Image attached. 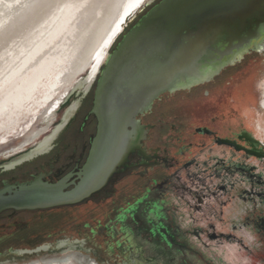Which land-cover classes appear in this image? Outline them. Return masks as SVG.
<instances>
[{"label": "rangeland", "instance_id": "obj_1", "mask_svg": "<svg viewBox=\"0 0 264 264\" xmlns=\"http://www.w3.org/2000/svg\"><path fill=\"white\" fill-rule=\"evenodd\" d=\"M159 1L154 0L150 5L144 3L126 20L109 52ZM89 73L90 70H86L80 74L69 90L63 91L61 105L47 120L39 121L32 116L5 140L0 141V166L21 158L47 140L56 146H68L59 165L73 155V146L79 148L75 159L80 157L82 149L87 148L90 136L95 133L96 124L93 117L85 122L96 87V80L90 89L82 84ZM262 82L264 51L251 50L244 53L235 66L225 68L213 82L189 92L165 95L142 120L145 124L155 125L148 146L160 149V156H165V149L174 156L181 148H186L183 156H176L179 160L177 165L156 169L152 174L154 177H170L160 189L161 205L166 206L165 215L171 222V228L175 229L179 240L187 244L186 253L190 258L188 264H264V185L258 182L264 178V165L256 157H245L244 152L229 158L224 147H218L213 140L201 136L196 130L207 127L221 137H228L248 129L254 131L257 137L264 138V133L256 129L258 124L264 127V110L260 108L258 99L253 97L247 100L244 96L257 94L259 86L256 83ZM224 95L225 99L220 98ZM218 98L221 99L219 102ZM69 117L71 120L68 122ZM173 124L176 128H172ZM45 126L48 128L35 141L25 148L17 149L30 128ZM63 126L65 128L61 130ZM7 173L9 171L3 172ZM131 183V179L125 180L120 188L127 191ZM195 185H201L198 186L201 193L209 194L205 211L200 214L181 197ZM222 186L227 188L225 194L220 192ZM88 220L86 215L80 217V221ZM102 220L104 222L107 219L104 217ZM69 234L74 242L60 248L50 247L39 252L38 257H27L26 260L43 258L41 261H29L28 264H81L82 261L78 260L80 257L88 260L94 258L99 264H132L130 256L118 245L117 238L107 243L104 241L106 238L88 239L74 230L69 231ZM149 242L143 241L145 254L153 257L152 261L156 259L153 264H184L177 249L171 251L176 258L170 262L168 256H159V251H149ZM153 242L158 244L156 240ZM28 248L33 249L35 246Z\"/></svg>", "mask_w": 264, "mask_h": 264}, {"label": "water", "instance_id": "obj_2", "mask_svg": "<svg viewBox=\"0 0 264 264\" xmlns=\"http://www.w3.org/2000/svg\"><path fill=\"white\" fill-rule=\"evenodd\" d=\"M153 2H137L117 33L144 3ZM262 40L264 0H161L153 5L97 70L94 64L91 82L98 78L90 113L97 118V132L79 183L66 191V180L9 186L0 192V211L83 203L109 182L129 150L141 145L145 127L138 116L156 99L212 80L244 53L262 50Z\"/></svg>", "mask_w": 264, "mask_h": 264}, {"label": "flooded vegetation", "instance_id": "obj_3", "mask_svg": "<svg viewBox=\"0 0 264 264\" xmlns=\"http://www.w3.org/2000/svg\"><path fill=\"white\" fill-rule=\"evenodd\" d=\"M262 41L261 43L264 45V40ZM259 51H264V48ZM231 66H235V64L228 65L225 68ZM218 75L210 81L192 87L190 90H179L174 93L163 94L154 101L149 111L139 115L138 118L145 127L142 133L141 145L130 149L127 159L116 168V172H114L109 182L93 192L91 197L87 198L83 203L52 209L32 208L16 210L8 208L1 210V264H28L29 261H41L43 258H40V260H38L39 258L26 260V258L38 257L39 252L48 250L50 247L60 248L71 244V242L75 241L72 235H68L71 230L77 231L88 239L106 238L104 241L107 243L113 238H117L118 245L130 256L132 264H153L156 261V259L152 261L153 257L145 254L143 241H150L147 246L149 251H159V256H168L170 262H173L176 258L171 251L177 249L182 256L184 264L185 262L188 264L190 258L186 253L188 252L187 244L179 240L175 229L171 228V222L165 215V204L161 205L160 189L170 177L168 175L165 177H154L152 174L156 169H168L177 165L179 160L176 156H183L186 148H181L174 156L170 155V152L165 149L163 151L165 156H160V149L148 146V142L151 140V131L155 128V125L145 124L142 120L153 111L154 105L161 101L165 95L174 96L180 91H192L213 82ZM256 84L259 86L257 94L251 93L244 96L247 100H251L253 97L258 99L260 108L264 110V82ZM225 97L226 95L220 98L225 99ZM217 100L219 102L221 99L218 98ZM90 111L89 115L85 117V119L87 118L85 122L87 123L90 117L94 118L96 121L95 133L90 136L87 148L82 149L83 151L80 153L79 158L75 159L79 148L73 146V155L69 157L67 162L64 161L59 165L58 163L66 155L65 151H67L68 146H56L55 143L47 140L21 158L15 159L5 166H0V192L12 185L30 183L37 180L50 184L66 180L67 188H65V191L74 187L72 183H79L78 173L90 154L92 141L97 132V118ZM70 120L71 118L69 117L68 122ZM172 128H176V126L173 124ZM256 129L262 134L264 133V127L261 124H258ZM196 130L201 136H207L213 140L218 147H224L228 151L229 158L235 157L238 152H244L245 157H256L264 165V138L257 137L254 131L243 129L231 136L221 137L216 131L207 127H199ZM73 160L74 163L72 164ZM24 163L27 164L20 166V168L17 167ZM7 171L9 173L3 174V172ZM128 179H131L132 183L127 188V191H123L120 185ZM258 182L261 186L262 184L264 185V178H260ZM200 183L202 184L203 182ZM198 186L195 185L187 189V192L182 194L181 197L200 214L205 211L206 199L209 194L201 193ZM219 189L222 194L227 192L226 186H222ZM10 194V191L4 192L5 197H9ZM101 214L103 215L102 217H96V215ZM83 215L89 217L90 221H80V217ZM104 217L107 220L103 222L102 219ZM152 239L153 241L156 240L158 244L153 242ZM29 246H35V248L29 249ZM62 256L56 257L61 258ZM87 257L91 258V256ZM17 259H25V261L17 262L19 261Z\"/></svg>", "mask_w": 264, "mask_h": 264}, {"label": "bare ground", "instance_id": "obj_4", "mask_svg": "<svg viewBox=\"0 0 264 264\" xmlns=\"http://www.w3.org/2000/svg\"><path fill=\"white\" fill-rule=\"evenodd\" d=\"M139 1L0 0V141L32 116H52L63 91L86 70L93 72L82 84L90 88L95 68L123 30L117 33L121 21ZM47 128H30L17 149Z\"/></svg>", "mask_w": 264, "mask_h": 264}]
</instances>
